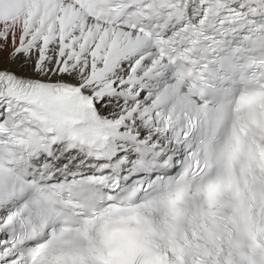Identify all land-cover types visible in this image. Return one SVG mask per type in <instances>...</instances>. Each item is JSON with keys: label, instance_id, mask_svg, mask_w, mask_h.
I'll return each mask as SVG.
<instances>
[{"label": "snow or ice", "instance_id": "snow-or-ice-1", "mask_svg": "<svg viewBox=\"0 0 264 264\" xmlns=\"http://www.w3.org/2000/svg\"><path fill=\"white\" fill-rule=\"evenodd\" d=\"M0 264H264V0H0Z\"/></svg>", "mask_w": 264, "mask_h": 264}]
</instances>
